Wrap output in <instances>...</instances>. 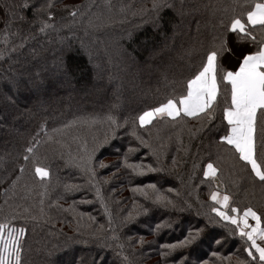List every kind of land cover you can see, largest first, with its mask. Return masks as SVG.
Segmentation results:
<instances>
[{"label":"trees","instance_id":"16d2710c","mask_svg":"<svg viewBox=\"0 0 264 264\" xmlns=\"http://www.w3.org/2000/svg\"><path fill=\"white\" fill-rule=\"evenodd\" d=\"M37 3L41 0H36ZM56 8L53 9L57 23V31H50L48 35L36 32V26L31 31L36 35L35 40L29 41L23 49L13 54L12 60H0V113L5 109L8 112L7 120L0 118V218L8 214L9 209L4 204L5 190L9 188L12 179L18 175V163L14 160L17 153L23 151L24 146L37 132L42 123L47 124L48 131L53 139L48 140L41 134L40 143L36 150V158L39 163L49 170V177L42 186L39 178L34 177V169L29 163L15 189L13 203H22L29 207L32 214L40 217L41 193H47L43 197L44 218L33 230V224L28 223V237L24 259L26 264H48L49 260L56 264H64L65 261L78 259V264H119V258L114 252L98 241L90 238L87 233L99 224L106 225V216L101 206L100 199L96 196L95 189L87 183V177L76 167L66 163L68 151L73 155L77 153V144L80 139H90L92 135H102L106 125L97 123L92 126H74L63 129L64 122L73 119L74 116H87L92 113L103 115L115 105L114 114L122 121L129 120V124L120 128L111 146H106L98 155L106 164L121 163L122 153L129 143L137 144L128 130L131 128V120L147 107L153 106L163 99V94L170 88L165 87V81L161 72L167 71L169 80H176L172 85L177 92L183 90L179 81L186 74V65L189 61L187 51L195 48L202 52L209 46L212 36L218 31V24L223 13L220 11L226 5H232L233 0H184L186 14L183 17L174 16L170 9H163L160 15L163 17L164 26L158 28V21L154 14L132 15V12L141 6L151 8L152 0H111L118 9L120 5L132 6L127 12L126 18L119 14L111 19L104 9L105 0H55ZM178 2V0H177ZM23 0H0V30H3L5 20L4 5H20ZM92 4V12L104 14L101 27L88 29L87 19L83 23H71V17L64 11V6ZM20 9H17L19 11ZM29 20L33 18L32 11L26 10ZM172 21V23H169ZM200 29L197 31L196 24ZM174 25L177 35L175 42L173 36ZM20 27L23 34L29 32L27 23L16 21L13 31ZM94 37L105 42L113 64H109L103 52L100 53L99 67L89 63L88 55L82 48L81 42L91 44ZM19 43V38H14ZM165 44L169 49L161 55L149 59L153 49L162 50ZM3 45H0L2 48ZM99 47V44H96ZM245 51L250 50L245 46ZM240 51L237 50V55ZM197 55L191 60L195 62ZM148 60L153 69L159 67V71L153 70L151 75L141 73L139 76L125 72H117L115 63L133 65V61L143 62ZM63 62L61 68L57 64ZM236 56L226 55L223 64L228 69L238 66ZM70 76L63 75L64 67ZM169 65H171L169 67ZM13 76L19 78L22 83L17 89H12L9 79ZM16 99L15 105H10L7 96ZM155 127L146 125L150 129L146 132L140 128L137 122L136 130L142 134L158 153H162L160 164L166 169L163 173H149L144 177H136L125 168H121L117 178L109 180V183L101 182L100 188L103 201L107 203L114 215L123 209H132V200L140 201L142 198L133 192L136 185L149 181L158 182L163 189L169 187L179 193V199L187 200L192 207L184 212L169 211L163 208L154 209L149 216L141 215L138 222L123 230L122 235L132 236L136 239L143 235L146 243L143 250L137 244L135 249L125 247V254L129 256L132 264H166L173 259V254L167 258L160 255V245L172 243L178 240L191 223L192 225L204 222V213L209 212L212 201L209 198L210 189L215 190L219 184L221 193L232 194L233 199L241 207L252 205L254 209L264 212V186L255 180L249 171L242 170L239 164L231 159L230 154L224 150V146L218 143V137L223 134L221 117L217 113L216 127L209 131L207 128L190 136L199 126L196 121H188L182 128H174L170 123H156ZM61 129L53 133L52 129ZM12 129H15L13 131ZM182 140V144L177 138ZM66 145L67 147H62ZM187 149V152L184 149ZM63 153V155H62ZM223 159L217 160V156ZM175 156L178 166L173 168L172 157ZM142 161L156 165L155 158L150 150L140 147L139 151L129 155V161ZM210 160L216 161L219 180L209 186L201 183L204 180L203 167ZM194 162L198 165L193 167ZM19 163H23L22 160ZM171 170V173L169 171ZM114 169H99L102 175L110 176ZM30 186L26 191L24 185ZM65 185H80L79 191L66 192ZM115 188V192H113ZM11 195V193H9ZM175 196V192L171 194ZM62 197V198H61ZM91 201L84 203L81 201ZM121 201L118 206L115 201ZM76 201L77 213H85L81 218L63 209L69 208ZM201 215H197V213ZM89 216L95 217L96 224L89 220ZM169 220L170 228H163L158 234H153L150 229L155 223ZM48 221V222H45ZM19 223V222H17ZM82 235L79 240H87L80 243L70 240L77 237V228ZM214 233L226 234L220 227L213 229ZM111 243V241H107ZM215 246L205 243L202 247L192 252V257L202 256L210 264H220L216 257L211 256V250ZM240 249L239 238H229L221 255H230ZM143 251V255L140 253ZM192 251V250H189ZM51 252V256L48 253ZM133 252L136 254L133 255ZM236 256L232 255V264H235ZM223 264H228L224 261Z\"/></svg>","mask_w":264,"mask_h":264},{"label":"snow or ice","instance_id":"6c2138e0","mask_svg":"<svg viewBox=\"0 0 264 264\" xmlns=\"http://www.w3.org/2000/svg\"><path fill=\"white\" fill-rule=\"evenodd\" d=\"M132 6L120 5L117 9L111 0H105L104 9L111 19L113 15L119 14L126 18L127 12ZM31 9L33 18L31 20L26 16V10ZM56 8L55 0H23L20 5L5 4V20L3 30H0V60H12L13 54L18 53L31 40L36 39L31 31L32 26H36V32L42 35H48L50 31H57V23L53 9ZM92 4L64 6V11L71 17V23L78 21L83 23L87 19V28L85 35H88V29H95L102 26L104 14L91 11ZM17 9H20L17 11ZM163 9H170L174 16L183 17L186 14L184 0H152L151 8L141 6L132 12V15L154 14L158 21L157 27L164 26L163 17L160 15ZM220 11L223 13L218 24V31L212 36L207 48L201 44L204 50L198 52L195 48H189L187 55L189 61L186 65V74H183L179 84L183 90L176 91L172 85L176 80H169L167 71L161 72V77L165 81V87L170 90L163 94V99L159 100L153 106L147 107L131 120V128L128 130L130 136L134 137L137 144L133 146L131 142L127 149L122 153L121 163L109 165L98 155L106 146H111V142L116 139L118 130L129 124V120H121L114 114L116 106L113 105L107 113L99 115L96 113L87 116H74L73 119L63 123L62 128L68 129L74 126H92L97 123L106 125L102 135H92L90 139H80L77 144V153L73 155L68 151L66 163L78 168L86 177L89 186L96 191V196L101 201L107 218L106 225L99 224L93 227L87 235L95 240L104 241L103 247L109 248L114 255L119 258V264H132L129 256L125 254V247L135 249L138 244L143 250L146 243L143 235H138L136 239L132 236L122 235L123 230L138 222L141 215L149 216L154 209L163 208L169 211L184 212L192 207L187 200L179 199V193L169 187L166 190L158 185V182L149 181L135 186L134 193H137L142 199L132 200V209H123L117 215L109 209L107 203L103 201L98 185L103 182L109 183L110 178H117V174L123 167L129 173L136 177H144L149 173H163L166 169L160 164L162 153H158L152 148L145 137L136 130V125L149 132L146 125L155 127L156 123H170L174 128L183 127L188 121L198 122V127L193 132L189 130L190 136H194L206 128L211 131L216 127L215 121L217 113L221 117L223 134L218 137V143L224 146V150L230 154L235 164H239L242 170L249 171L250 175L258 180L264 186V0H233L232 5H226ZM16 21L27 23L30 26L29 32L22 35L20 27L13 31V25ZM172 23V21H169ZM196 29L199 31L200 24L197 22ZM177 35L174 25L173 36L171 39L175 42ZM14 38H19V43L14 42ZM99 47H96V44ZM82 48L88 55L89 63H94L99 67L98 61L100 53L103 52L107 57L108 63L113 64L111 55L108 52L105 42L94 37L92 43L85 44L81 42ZM245 46L250 50L245 51ZM169 49L165 44L164 49H153L149 54V59H153L164 50ZM237 50L240 54L237 55ZM197 55V60L193 62L191 57ZM226 55L236 56L239 63L234 69H228L223 64V58ZM63 62L57 64V69L61 68ZM171 65H169L170 67ZM63 75L70 76L67 65H63ZM117 72H125L139 76L141 73L151 75L153 70L159 71V67L153 69L148 60L141 62L133 61V65L115 63ZM22 81L13 76L9 79L12 89H17ZM7 100L10 105L16 104V99L9 95ZM0 118L7 120L8 112L5 109L0 113ZM15 131V129H12ZM61 129H52L57 133ZM41 134L48 140H52L47 124L42 123L37 132L32 136L24 146L23 151L17 153L14 160L18 163V175L12 179L9 188L5 190L4 204L9 209L8 214L0 218V264H26L24 252L27 245L28 223L33 224V230L44 218L43 197L47 193H41L40 217L32 214L29 207L22 203H13L15 189L19 184L26 166L31 163L34 169V177L39 178L41 185L45 184L49 177L48 168L39 163L36 158V150L40 143ZM178 142L182 140L178 137ZM62 147H67L62 145ZM140 147L148 148L155 158L156 165L144 163L142 161H129V155L139 151ZM187 152V149H184ZM63 155V153H62ZM0 157V162H3ZM223 159L217 156V160ZM22 160L23 163H19ZM216 161L210 160L203 167L204 180L201 183H207L211 186L217 183L219 169L215 166ZM173 168L178 166L175 156L172 157ZM198 165L194 162L193 167ZM114 169L110 176L102 175L99 169ZM171 173V170H167ZM26 191H30L29 185H24ZM80 185H65L66 192L79 191ZM115 192V188H113ZM175 192V196L171 195ZM11 193V195H9ZM62 198V197H61ZM209 198L212 204L209 206V212L204 213V222L202 224L192 225L186 228L184 234L175 242L161 244L160 255L162 257L173 256V259L166 261V264H210L202 256L192 257V252L202 247L205 243L215 246L211 250V256L216 257L220 264L227 261L232 264V255L236 256L235 264H264V212L254 209L252 205L241 207L235 202L231 193H221L219 184L215 190L210 189ZM90 203L91 201H81ZM65 212H71L74 216L81 218L85 213H77L75 204ZM119 206L122 202L115 201ZM201 215V213H197ZM89 220L96 224L95 217L89 216ZM254 221V223H250ZM19 222V223H17ZM48 222V221H45ZM169 220H162L154 224L150 231L158 234L163 228H170ZM216 227L223 228L226 234L214 233ZM80 228H77V237L68 239L75 242L87 243V240H79L82 235ZM229 238H239L241 250L230 255H221V250L226 247ZM111 241L108 243L107 241ZM192 250V251H189ZM136 253L133 252V255ZM51 256V252L48 253ZM143 255V251L140 253ZM48 264H56V261L49 260ZM64 264H78V259L65 261Z\"/></svg>","mask_w":264,"mask_h":264},{"label":"rangeland","instance_id":"374dc122","mask_svg":"<svg viewBox=\"0 0 264 264\" xmlns=\"http://www.w3.org/2000/svg\"><path fill=\"white\" fill-rule=\"evenodd\" d=\"M250 223H254V221H251V220H250Z\"/></svg>","mask_w":264,"mask_h":264}]
</instances>
